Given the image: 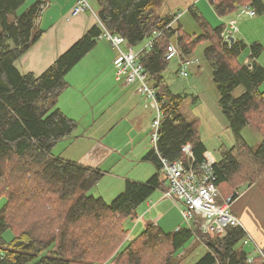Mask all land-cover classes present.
I'll list each match as a JSON object with an SVG mask.
<instances>
[{"label":"trees","instance_id":"obj_1","mask_svg":"<svg viewBox=\"0 0 264 264\" xmlns=\"http://www.w3.org/2000/svg\"><path fill=\"white\" fill-rule=\"evenodd\" d=\"M27 1L0 0V199L7 201L0 210V264H180L179 252L194 237L206 248L195 264H264V256L253 258L245 249L249 241L244 227H228L223 236L204 233L200 217L191 227L169 233L151 223L139 236L126 240L130 235L126 224L136 220L137 209L155 190L169 188L161 159L181 161L199 174L206 160L198 122L183 118L180 108L185 98L172 93L163 77L170 63L165 53L173 38L187 56L199 43H209L205 58L220 107L240 138L234 146L218 149L221 158L213 167L218 203L229 198L234 202L246 186L256 187L264 196V67L255 60L263 46L249 47L236 38L233 43L226 41L224 26L212 27L196 5L188 11L202 34L192 39L174 28L176 16L157 14L164 0H96L99 23L37 77L22 74L16 66L46 33L37 26L42 2L20 13ZM208 2L220 18L246 5L264 15L262 0ZM103 34L124 37L130 47L154 38L153 46L141 51L140 62L163 115L157 146L144 157L157 173L144 183L127 181L111 203L89 195L104 177L103 171L52 153L78 128L76 120L58 108L52 110L68 87L66 76ZM247 48L250 63L243 64L240 56ZM239 87L244 93L234 97ZM247 126L263 137L257 148L241 137ZM185 146H190L192 156L183 151ZM9 230L14 238L7 242L4 235Z\"/></svg>","mask_w":264,"mask_h":264},{"label":"crops","instance_id":"obj_2","mask_svg":"<svg viewBox=\"0 0 264 264\" xmlns=\"http://www.w3.org/2000/svg\"><path fill=\"white\" fill-rule=\"evenodd\" d=\"M78 1L32 0V5L42 2L40 15L43 16V19L41 21V18H38L37 26L41 21L43 26L46 23L48 28H41L46 33L16 63L17 69L22 74L33 73L37 77L40 76L55 63L58 57L99 23V6L97 4V10H95L89 0L86 1L91 6V11H84L76 16L73 15V9ZM262 2L264 3V0ZM195 5L197 6V4ZM53 13L60 15V17L57 20L51 19L49 16H54ZM235 18H237L238 27L235 38L242 39L249 47L253 43L261 44L263 50L255 60L264 67V15L257 14V16L251 17L248 14H242L238 17L237 13H234L229 16L230 22ZM227 27L225 26L224 29H229ZM250 56L249 49L248 56L245 55V59L241 57V62L243 64L250 63ZM184 57L182 55V58ZM116 58V50L107 39V36L103 34L98 39L93 50L67 74L68 87L60 95L57 107L68 117L76 120L78 126L91 116V119L87 123H89L90 129H94V132L91 135L86 134L84 136L82 134V136H72L66 139L69 140V144L73 139L77 140L72 148H70L71 145L69 146V153L65 155L66 158L60 154L55 155L67 161L100 171H103L102 162L104 161L105 163V159L116 156L118 159L112 158L111 167L107 168L109 170L106 171H111V169L118 165L117 171L124 172H120L116 182L110 185V187L115 186L111 188V198L124 191L127 181L144 183L149 179L146 181L144 179L146 171L150 175L157 173L156 166L144 160L146 154L153 148L150 143L153 114L147 115L141 113V106L135 104V100L132 98V96L140 97L139 94H142L139 91L140 84L138 82L128 85L117 79L113 64ZM134 92H138L139 94L133 95ZM152 108L156 109L153 102ZM125 122L129 124L130 129L125 132L126 141L124 144L121 147L105 145L103 140L120 125L125 124ZM112 142L120 144L119 137L116 135L112 139ZM82 146H85V150L78 151ZM121 153L124 155L122 156ZM218 154L216 157H212L210 150L207 148L205 157H211L214 162H217L221 158L219 151ZM139 163L147 164L137 166ZM148 164H152L155 169L148 167ZM104 176H108V172H104ZM244 188L250 191L252 186ZM166 191L165 188L155 190L150 200L137 209L136 220L148 218L150 224H155L169 233L182 227V220H184L183 211L185 208L182 203L165 197ZM248 195H245L241 199L240 195L231 207L234 215L238 213L240 214L239 217L244 219L245 222L236 215L246 228L250 220L245 218L243 207L246 202L245 198ZM222 200L223 202L225 201L224 199Z\"/></svg>","mask_w":264,"mask_h":264},{"label":"rangeland","instance_id":"obj_3","mask_svg":"<svg viewBox=\"0 0 264 264\" xmlns=\"http://www.w3.org/2000/svg\"><path fill=\"white\" fill-rule=\"evenodd\" d=\"M91 4L94 6V9L97 10L96 0H89ZM33 4L32 0H28L26 4L21 8L20 13L29 8ZM197 4V8L204 16V18L209 22V24L216 28L217 26L224 25L229 28V16L219 18L215 13L213 7L209 4L208 0H164L162 5L157 9V14L164 16L166 14H170L176 16V23L174 24V28H181L185 35L194 39L202 34V28L199 23L194 19L192 14L188 11L192 6ZM94 10V11H95ZM54 14V13H53ZM43 15V14H42ZM51 19L57 20L60 15H50ZM41 21L43 16L39 15ZM237 18H235L236 20ZM38 25L39 28H48L46 23H41ZM237 35H235L236 37ZM172 43L177 45V39L173 38ZM148 44V40L140 43L136 47H132L136 53L142 51L146 45ZM209 46L208 42H201L196 45L191 55H188L189 58L198 61V66L193 67L188 77H180L178 74L179 69V59H175L171 61L163 73V77L165 79V83L169 87V89L174 94H179L185 98L182 107L180 108V114L183 118L188 122L197 121L198 128L200 133V137L204 140L207 148L211 152L212 157H216L218 154V149L221 146H234L238 140L240 139L229 127V123L227 118L222 112L220 107V94L218 89L216 88L213 81V72L209 63L205 58V50ZM181 51V49H180ZM249 49L247 48L245 52L240 56V59H245V55L248 56ZM116 54V53H115ZM184 55L181 51V56ZM187 57V55H184ZM114 64V63H113ZM199 67V68H198ZM151 86V84H149ZM149 87V86H148ZM137 89V88H136ZM261 90L264 91V85L261 86ZM138 93V92H137ZM134 92L133 95H137ZM244 93V88L239 87L233 93L234 97H238ZM139 94V93H138ZM140 97L132 98L135 100V104L141 106V113L143 114H153V118L151 120L152 124L154 119L157 117V109L152 108V99H148L146 94H139ZM94 100V98H93ZM74 104V103H73ZM57 107H53L54 110ZM91 119V116L89 117ZM88 119V120H89ZM85 122L81 123L77 130L75 131L74 136H86V134L91 135L94 132V129H90L89 123ZM152 124H151V134H152ZM130 129L129 124L125 122V124L120 125L112 134L107 136L103 142L107 146H119L126 141L125 132ZM119 137L120 144L113 143L112 139L115 136ZM241 137L252 147L257 148L261 142L263 141V137L261 134L256 132L252 127H246L241 131ZM77 139H73L69 144V140H64L59 142L53 149L52 153L54 155H61L64 158L66 154L69 153L68 148H70L75 144ZM130 142V141H129ZM66 143V144H65ZM152 147L154 144L150 142ZM77 145V144H76ZM65 147V148H64ZM76 147V146H75ZM75 149V148H74ZM85 150V146H82L78 149V151ZM118 150V149H117ZM123 156L124 154L121 153ZM118 159L116 156H111L109 159H105L102 162L103 164V172H108V176H104L100 183L93 188L89 195H94L97 198H103L107 203H111L117 196L121 193L117 194L115 197L111 198V184L116 182L117 177L120 175V172L117 171V166H115L111 171L107 168H110V164L113 159ZM147 163H139L137 166H144ZM123 165V164H121ZM148 167L154 168L152 164H148ZM145 181L151 176L149 172L144 173ZM148 179V180H149ZM251 191V192H250ZM248 191L247 188L241 190V198H244L245 195H248L245 199L246 202L244 204L245 218L250 220V223L243 227L246 228L247 243L245 245V249L250 253L251 257L264 256V196L258 191L256 187H252V189ZM150 200V199H149ZM226 200V199H225ZM6 199H0V210L6 204ZM236 213V212H235ZM239 217L240 214L236 213ZM240 218V217H239ZM243 222L244 219L240 218ZM140 224V226H139ZM150 224V220L148 218L139 220H129L126 224L127 229L130 230V235L127 237V241L131 240L132 237L139 236L146 227ZM182 227H188V224L185 220H182ZM14 238V233L9 230L5 233L4 239L9 242ZM261 251V252H260ZM206 252L205 246L200 242V240L194 237L187 246L179 252V260L180 264H195Z\"/></svg>","mask_w":264,"mask_h":264},{"label":"built area","instance_id":"obj_4","mask_svg":"<svg viewBox=\"0 0 264 264\" xmlns=\"http://www.w3.org/2000/svg\"><path fill=\"white\" fill-rule=\"evenodd\" d=\"M91 10L92 8L86 0H79L73 9V15L76 16ZM236 13L238 17L242 14L255 17L258 14L254 8L247 5L241 7ZM229 26V29H224L223 33L226 41H230L228 38L235 37L238 32L237 20H231ZM106 36L117 52V58L114 61L117 79L128 85L138 82L140 84L139 91L146 94L148 99H152L156 106L157 117L153 121L151 134V142L156 147L160 138L159 132L163 115L156 100L155 89L149 85L147 74L140 62L141 51L136 53L124 37L111 34ZM158 36H161V33L155 35L154 38ZM154 38L148 41L143 50H149L153 46ZM165 59L169 62L175 59L180 60L178 69L180 77H188L190 70L199 64L198 61L189 57L182 58L180 48L173 43L169 44ZM183 151L192 156L190 146H185ZM161 164L162 173L169 186L165 197L184 205L183 219L187 222L188 227H191L196 217L202 219L204 233L214 232L218 236H223L228 227H243L241 221L232 212L233 201L231 198L222 204L218 203L220 192L215 184L216 177L213 169L215 162L211 157H206L201 166V174L194 169H186L181 161L169 162L166 159H161Z\"/></svg>","mask_w":264,"mask_h":264},{"label":"water","instance_id":"obj_5","mask_svg":"<svg viewBox=\"0 0 264 264\" xmlns=\"http://www.w3.org/2000/svg\"><path fill=\"white\" fill-rule=\"evenodd\" d=\"M228 39L230 40L231 43L235 42V40H236L235 37H233V36H230Z\"/></svg>","mask_w":264,"mask_h":264},{"label":"bare ground","instance_id":"obj_6","mask_svg":"<svg viewBox=\"0 0 264 264\" xmlns=\"http://www.w3.org/2000/svg\"><path fill=\"white\" fill-rule=\"evenodd\" d=\"M261 252V251H260Z\"/></svg>","mask_w":264,"mask_h":264}]
</instances>
